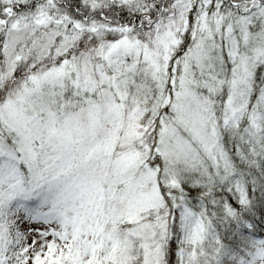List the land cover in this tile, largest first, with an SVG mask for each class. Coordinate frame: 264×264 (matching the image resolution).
<instances>
[{"label": "snow or ice", "instance_id": "6c2138e0", "mask_svg": "<svg viewBox=\"0 0 264 264\" xmlns=\"http://www.w3.org/2000/svg\"><path fill=\"white\" fill-rule=\"evenodd\" d=\"M0 264H264V0H0Z\"/></svg>", "mask_w": 264, "mask_h": 264}]
</instances>
